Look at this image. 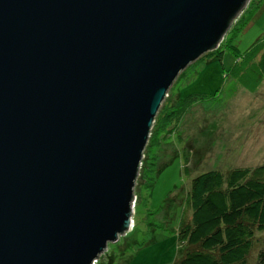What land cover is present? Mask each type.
Listing matches in <instances>:
<instances>
[{
	"label": "water",
	"instance_id": "95a60500",
	"mask_svg": "<svg viewBox=\"0 0 264 264\" xmlns=\"http://www.w3.org/2000/svg\"><path fill=\"white\" fill-rule=\"evenodd\" d=\"M250 0H0V264H96L177 78Z\"/></svg>",
	"mask_w": 264,
	"mask_h": 264
},
{
	"label": "rangeland",
	"instance_id": "374dc122",
	"mask_svg": "<svg viewBox=\"0 0 264 264\" xmlns=\"http://www.w3.org/2000/svg\"><path fill=\"white\" fill-rule=\"evenodd\" d=\"M253 2L258 0L249 1L224 36L221 56H204L172 85L162 106L193 94L207 98L180 121L172 120L159 144L146 147L135 187L134 227L110 242L96 264H173L184 254L178 227L191 213L186 200L193 178L210 169L264 164V80L249 90L233 72L246 66L248 50L264 38V2L241 29ZM150 162H155L152 187L144 175Z\"/></svg>",
	"mask_w": 264,
	"mask_h": 264
},
{
	"label": "trees",
	"instance_id": "16d2710c",
	"mask_svg": "<svg viewBox=\"0 0 264 264\" xmlns=\"http://www.w3.org/2000/svg\"><path fill=\"white\" fill-rule=\"evenodd\" d=\"M263 2H253L241 29L247 26ZM218 49L197 61L211 53L220 57L222 51ZM245 60V67L233 69L234 76L245 88L254 91L264 80V38L253 44ZM205 98V95L193 94L164 104L156 117L147 147L159 144V135L166 131L172 120L180 121ZM173 126L168 130L170 134L177 124ZM154 165L155 162H150L144 173L148 187L155 183ZM186 208L192 214L184 215L178 227L184 254L173 264H264V237L261 235L264 233V164L227 171L210 169L198 174L192 180Z\"/></svg>",
	"mask_w": 264,
	"mask_h": 264
}]
</instances>
